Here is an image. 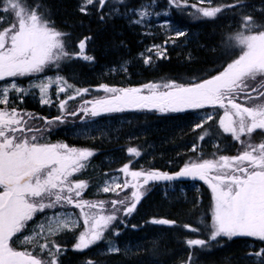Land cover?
<instances>
[{
	"label": "snow or ice",
	"instance_id": "6c2138e0",
	"mask_svg": "<svg viewBox=\"0 0 264 264\" xmlns=\"http://www.w3.org/2000/svg\"><path fill=\"white\" fill-rule=\"evenodd\" d=\"M208 2L210 4L211 0ZM106 4L111 9L109 18L113 15L135 17L130 19V23L137 26L145 24L153 16H168V12L154 11L156 0L142 4L140 8H128L126 0H83L80 11L88 14V6L96 5L97 11L102 12ZM197 4H204V0H197ZM197 4L189 5L187 0H169L172 7H190L209 19L227 9L243 7L242 0L223 8L197 7ZM41 7L34 4L29 9L23 6L22 0H0V12L10 13L12 18L6 21L0 17V25L8 23L7 27L0 28V264H56V256L62 249L51 237L74 230L80 226L81 220L71 211H60L35 224L29 229L31 235H24L21 240L18 234L28 229L29 221H33L38 212L58 207L67 209L69 206L78 209L84 230L77 237L73 250L83 251L104 239L105 231L117 220V212L127 216L135 211L137 204L150 190L147 186L178 179L204 181L213 194L211 224L206 225L208 239L184 241L190 251L196 248L204 250L217 238L256 237L264 241V142L254 145L241 139L242 136L250 139L257 130L264 132V25L258 24L251 15L241 16L240 31L226 37V41L241 54L223 71L210 78L187 84L176 81L162 84L150 82L129 88L100 85L96 90L110 95L85 100L77 111L65 113L71 116L83 113V119L126 110L154 109L160 113H181L219 107L223 109V117L219 120L223 133L231 134L244 148L231 157L202 159L198 155L196 160H189L172 174L159 170H131L130 165L125 164L117 170L122 176H113L99 189L102 193H115L120 198L93 202L82 199L87 182L73 181L71 178L85 168L88 158L95 153L65 143H40V133L47 128L40 129L28 123V119L36 117L22 113L15 107H2L9 104V93L28 94L33 89L38 90L42 104H49L50 89L56 85L57 95L69 89L75 93L58 101L59 108L65 110L70 100L90 91L88 88H75L62 77L39 78L38 74L50 66L59 67L64 59L94 61V57L85 54L86 42L91 37L80 40L78 52L69 54L65 50L64 38L70 34L52 27L49 20L38 12ZM100 19L103 21L105 16L101 15ZM168 23L166 20L164 26ZM185 34L179 30L175 32L176 37ZM167 43L165 41L162 51L161 45H152L146 51L158 58H165ZM144 60L146 64L151 63L152 55L144 57ZM31 76H36L37 80L28 89L16 82V78ZM257 77H261V80L250 88L249 82L256 81ZM26 116L28 119H25ZM64 118L61 115L49 121L39 117L46 126L62 123ZM212 119L213 114L208 113L193 130L202 129ZM208 135L205 131L198 140L203 141ZM197 147L194 144L192 151L197 152ZM128 153L130 156L140 155L136 148L129 149ZM121 180L122 183L119 182ZM121 192L125 193L122 197ZM106 204L111 207L106 208ZM149 223L177 226L176 221L166 218H153ZM181 227L200 234V229L191 225ZM112 235L118 236L119 232L114 231ZM17 243L31 245L32 250H17L13 247ZM119 251L116 246L108 248L110 254ZM42 254H46L47 259H41ZM247 255L254 257L256 264H264V249ZM85 264L95 262L86 261ZM187 264H192L191 256Z\"/></svg>",
	"mask_w": 264,
	"mask_h": 264
},
{
	"label": "trees",
	"instance_id": "16d2710c",
	"mask_svg": "<svg viewBox=\"0 0 264 264\" xmlns=\"http://www.w3.org/2000/svg\"><path fill=\"white\" fill-rule=\"evenodd\" d=\"M27 1L39 3L50 16L52 24L59 27L62 32L70 34L64 38L65 50L69 54L78 52L77 45L80 40L91 37V40L86 42L88 44L85 54L94 57V61L64 59L59 63L60 68L56 69L69 85L78 89H90L89 93L70 100L65 113L77 111L85 100L101 98L106 92L96 90L100 85L129 88L141 87L150 82L176 81L187 84L218 74L234 57L239 56L236 51L223 48V40L229 35L228 28H223V15L194 21L189 18L191 14L184 12V16H181L182 20L187 21L189 27L199 25L202 31V41L197 45L203 46L192 47L193 56L188 57L186 51L182 50L179 53L178 48L171 49L169 46L166 57L160 58L153 67L132 64L129 66V71L115 73L112 65L121 57L119 55L120 57L117 56L115 59V55L126 51L129 56L135 55L146 42L142 40L137 43L138 35L125 28L121 24L122 20L105 17L102 21L99 15L95 20L88 21L89 16L79 11L78 0ZM139 1L141 0H128L127 6L136 5ZM166 1L169 0H164ZM191 1L195 2V0ZM224 1L227 3L228 0ZM246 1L260 3L264 0ZM197 7L201 5L197 4ZM2 16L6 21L12 19L10 13L0 12V17ZM192 16L196 15L192 14ZM259 18L257 17L255 21L264 25V20L258 21ZM7 25L6 22L0 25V28ZM121 42L123 47L113 52L115 45ZM28 80L29 78H25L19 81L25 89H28ZM74 94L69 89L62 95L66 97ZM4 107H15L22 113L29 112L36 117V119H28L26 116L25 119H28V123L33 127L47 128L40 133L45 140L60 139L68 145L86 147L95 151L85 175V178L91 179L92 186L82 199L99 197L106 198L107 201L120 197L115 193L114 198L110 197L111 194L98 196L92 188L103 182L110 171L116 169L115 171L118 172V168L125 164L132 165L131 170L172 171L181 168L184 157H187V155L183 156L187 146L194 141L197 131L200 130H193L195 125L208 113L213 114L211 121L219 116V111L215 108H206L203 111L188 110L181 113H160L153 109L126 110L82 119L83 113L78 116L66 115L57 112L55 106L42 104L41 96L36 89L28 94L9 93V104ZM61 115L65 116L62 123H52L47 126L44 120L39 119L44 117L51 121ZM258 140L254 138V141ZM131 148H136L140 155L130 156L128 150ZM233 150L235 149L228 152ZM176 154H178L177 158L174 157ZM123 195L125 194L121 192L120 196ZM212 203L214 200L209 198L204 187L200 193H189L187 198L182 195L164 197L157 187L142 199L130 215L124 216L122 212H117L121 222L115 224L116 229L107 231L103 240L88 249L77 251L72 248L80 226L51 237V240L59 241L63 250L66 249L59 254L58 264H85L86 261H93L95 264H187L189 256L192 257V264H256L255 261H247L245 258L248 251L245 237L217 238V241L212 242L204 250L199 248L189 250L184 241L208 239L206 225L211 224V210H208L207 204L212 206ZM47 213L54 215L56 210L52 212L49 210ZM42 215L38 214L36 218ZM36 218L33 219V223L36 222ZM153 218H167L176 221L177 226L149 223ZM182 225L199 228L200 234L189 232L181 227ZM113 231L119 232V235H112ZM110 246H116L120 251L110 254L108 252ZM40 258L47 259V256L42 254Z\"/></svg>",
	"mask_w": 264,
	"mask_h": 264
},
{
	"label": "rangeland",
	"instance_id": "374dc122",
	"mask_svg": "<svg viewBox=\"0 0 264 264\" xmlns=\"http://www.w3.org/2000/svg\"><path fill=\"white\" fill-rule=\"evenodd\" d=\"M127 1L128 0H126V2ZM149 2H150V0H141L136 5H129L127 7L128 8H140V6L142 4H147ZM182 2H183V0H182ZM234 2H237V0H228L227 3L224 0H211V3L209 4L208 0H204V4H202V5L199 4V5H201V7H222L223 8L225 5L232 4ZM242 3H243L242 8L227 9L221 13H218L216 16V18L220 15L224 16V18L222 19L223 28L224 27L228 28V30H229L228 34L229 35H233L236 32L240 31L241 16L251 15V16H253L254 20L257 17H260L258 21L264 20V1H262L260 3H252V2H247L246 0H242ZM22 4L26 8L31 9V7L34 4H39V3H37V2L29 3L27 0H22ZM77 4L79 7V11H80V8L83 4V0H78ZM127 4H128V2H127ZM187 4H189V5L197 4V0H195V2L194 1L192 2L191 0H187ZM110 10L111 9H110L109 5H107V4L105 5L104 10L102 12L97 11L96 5H90V6H88V14H87L89 16L88 21L95 20V18H97L99 15H104L108 19L113 18V19H117V20H122L121 24L125 28L129 29L132 33H136V35H140L141 38L137 40V43L139 41H142V40L146 41L144 43L143 47L135 55L129 56L128 55L129 53L127 51L121 52V54L115 55V59L117 56L121 55V57L119 56L120 60L117 63H114L112 65V68L116 69V71H114L115 73H125L126 71H129V66L132 64L133 65L143 64L144 66L153 67V64L156 63L160 58H158L154 53H152V54L148 53L146 50L148 48H150L152 45H161L162 47L160 50L162 51L163 47L165 46V41H168V43L166 45V48H167L166 54H167L169 48L171 47V49L178 48L179 53H181L182 50L186 51V54L188 57L194 55L193 49H191L192 47L194 48L195 46H203L202 44L197 45L198 43H200L202 41V39H201L202 31H201V28L199 27V25L189 27L187 21L182 20L183 18L181 16H184V12H185L187 14H191V16L189 17L190 20L200 21V20L209 19V18H203L202 15H200L197 12H194L195 10L190 8V7L177 9L175 7L170 6L169 1L164 2V0H156V7L154 8V11L161 12V13L168 12V16H163V15H161L159 17L153 16V17H151L150 20L146 21L145 24L140 25V26L133 25L130 23V19L135 18V17L113 15L111 18H109L108 13ZM149 10L151 11L153 9H149ZM121 11L122 12L125 11L123 6H121ZM38 12L41 15H43V17L45 19L49 20L50 25L52 27L59 30V27H56L52 24V20H51L50 16L46 13L45 9H43L41 7L40 9H38ZM192 14H195L196 16H192ZM166 20L169 23L167 26H164V22ZM80 24H82V23H80ZM105 24H107V23H105ZM99 25L100 24H98V26ZM177 30L183 31L186 34L184 36L176 37L175 32ZM59 31L62 32V30H59ZM229 35H227V36H229ZM226 37L223 40V42H224L223 48L231 50V51H237V53L240 55L241 54L240 51L237 48H235V46L229 44L226 41ZM122 47H123V43L121 42V43L116 44L115 48H113L112 50H113V52H116ZM142 53H143V57L141 56ZM148 55H152V61H151V63L146 64L144 57H147ZM236 58H238V56L234 57L233 60ZM59 68H60V66L59 67L50 66V67L46 68L43 73L38 74L39 78L44 79L47 77H52V78L61 77V75L56 70ZM122 68L125 70H121ZM223 69L221 71H223ZM25 78H29V80L27 81V85H28L27 87H29L30 84L34 83L37 80L36 76L16 78V82L20 87L24 88V86L19 81L21 79H25ZM8 79L11 80L12 78H8ZM260 80H261V77H257L256 81L249 82V87L250 88L255 87L257 85V83H259ZM162 83H165V82H161V84ZM56 93H57V86L53 85V87L50 89L51 102L48 105L55 106L54 108H57V110H58L57 112H59V113H65L68 110L69 102L66 106V109L61 110L59 108L58 101L63 100L66 97H64L62 95L64 93H60L59 95H57ZM16 95H19V94H16ZM108 95H110V94L106 93V94L102 95V97H106ZM2 107H4V106H2ZM218 111H219L221 117L217 118L214 121H210L209 123L207 122V124L204 125V127L202 129L197 131V133L195 135L196 138L194 139V141H192V143L187 146L188 148L185 151L186 153L183 155V156L187 155V157H184L185 160L183 161L182 167L189 160H196L198 158V155L202 159H215V158H218L219 156H229V157L235 156L244 150L243 146L239 142H236L232 138L231 134L223 133L222 128L219 126V120L223 117V109L219 108ZM24 113H29V112H24ZM205 113H207V112H205ZM205 131L208 132L209 135L206 136L203 141H199L198 137L203 135ZM40 136L42 137V134H40ZM254 138H255V140H257V138L259 140L254 141ZM241 139L242 140H248V142H250L254 145H258L259 143L264 142V132L257 130V131L252 133L250 139L245 137V136H242ZM39 142L40 143H54V144L55 143H65V144H67L65 141L60 140V139H53V140H47L46 139L45 140L43 137L40 139ZM194 144L198 145L197 152L192 151V146ZM69 146L75 147L77 149H88L86 147H77V146H71V145H69ZM232 149H235V150H233L232 154L229 155V153H227V152L229 150H232ZM89 150H92V149H89ZM93 152H95V151H93ZM174 157L177 158L178 154H176V156H174ZM91 159H92V157L88 158V161L85 165V168L81 172L74 174L73 177L71 178L73 181H86L87 182L88 187L83 191V195H82L83 197H84V194L87 192V190L92 186L91 179L85 178L86 172L89 169V163H90ZM131 167H132V165L130 166V168ZM120 168H122V167H120ZM120 168H118V169H120ZM115 170L116 169H113L112 171H110L109 176H107L105 178V180H103V182H100L99 184L93 186L92 191L95 194H97L98 196L111 194L110 197L114 198V195H113L114 193H111V192L110 193H102V192H100L99 189L101 187L105 186V181H111L113 176H122L123 175L122 173L116 172ZM137 170H139V169H137ZM119 182L122 183V180ZM204 184H205V182H204ZM157 186L160 187L159 190H161V193L164 197H172V196H179V195H183V196L187 195L188 196V191H193L194 188L199 190V185L194 180L179 181V182L170 181V182H163L162 184L152 185L151 187L149 186L150 190L147 191V193L144 196H147L150 192H152L153 189L157 188ZM209 189L207 188V195L208 196L211 194V188H209ZM83 199L87 200V201H93V202H95V201H107L106 198H99V197H93L91 199H86V198H83ZM212 205H213V203H212ZM105 207L110 208V205L106 204ZM207 208H208V210H211V204H207ZM58 209H60V210L58 211ZM58 209H45L43 213L38 212L36 215H38V214H43V215L40 216V218L39 217L36 218V215H35L33 219L36 218V222H34V223H33V221H29L28 229H26L22 234H18L20 236L21 240L23 239L24 235H31V232L29 231V229H31L35 224L44 220L45 217H47V216H52V214L47 213L49 210L51 212L56 210V213L60 212V211L68 210V211L75 213L77 215V218H79L81 220L80 231L78 232V234L75 235V240L73 241V245H74L77 242V237L84 230V226L82 223V217H79V210L71 208L70 206L67 209H63V208H59V207H58ZM46 214H48V215H46ZM105 214H108V213L106 212ZM116 215H117V213H116ZM117 222L118 223L121 222L119 217H117V220L112 222V225L109 227V229L107 231H109L112 228L116 229V227H114V226ZM107 231H105V233ZM247 238H252V237H247ZM253 238H256V237H253ZM14 239H15V237H14ZM223 239H225V238H223ZM256 239L259 240V238H256ZM54 241L56 244L60 245L59 241H57V240H54ZM259 242H260V245L257 249H252V247H253L252 242L251 241L248 242V251L246 252V255H245V258L247 259V261H252V262L255 261L256 262L254 257H249L247 254L248 253H255L261 249H264V241L259 240ZM73 245H72V248H73ZM13 247H16L17 250H24L25 248H27L30 251L32 250L31 245H23L20 243L14 244ZM60 247L63 251V246L60 245ZM33 254H35V253L33 252ZM59 254L56 256V264H58ZM44 255H46V254H44Z\"/></svg>",
	"mask_w": 264,
	"mask_h": 264
},
{
	"label": "water",
	"instance_id": "95a60500",
	"mask_svg": "<svg viewBox=\"0 0 264 264\" xmlns=\"http://www.w3.org/2000/svg\"><path fill=\"white\" fill-rule=\"evenodd\" d=\"M179 171V170H178ZM175 172H177V171H174V172H167V173H170V174H172V173H175Z\"/></svg>",
	"mask_w": 264,
	"mask_h": 264
},
{
	"label": "flooded vegetation",
	"instance_id": "af4514ba",
	"mask_svg": "<svg viewBox=\"0 0 264 264\" xmlns=\"http://www.w3.org/2000/svg\"><path fill=\"white\" fill-rule=\"evenodd\" d=\"M206 185L210 188V186L208 184H206ZM130 191H131V189H129V193H130Z\"/></svg>",
	"mask_w": 264,
	"mask_h": 264
},
{
	"label": "bare ground",
	"instance_id": "6f19581e",
	"mask_svg": "<svg viewBox=\"0 0 264 264\" xmlns=\"http://www.w3.org/2000/svg\"><path fill=\"white\" fill-rule=\"evenodd\" d=\"M138 38H139V39L141 38L140 35H138Z\"/></svg>",
	"mask_w": 264,
	"mask_h": 264
}]
</instances>
